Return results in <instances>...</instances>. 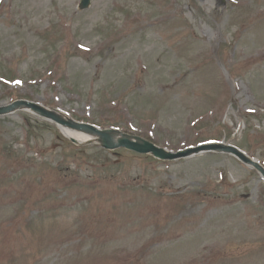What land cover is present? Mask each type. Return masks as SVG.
Segmentation results:
<instances>
[{
	"label": "rangeland",
	"instance_id": "obj_1",
	"mask_svg": "<svg viewBox=\"0 0 264 264\" xmlns=\"http://www.w3.org/2000/svg\"><path fill=\"white\" fill-rule=\"evenodd\" d=\"M80 1L0 0V107L264 165V0ZM28 110L0 114V264H264L254 166L75 143Z\"/></svg>",
	"mask_w": 264,
	"mask_h": 264
},
{
	"label": "water",
	"instance_id": "obj_2",
	"mask_svg": "<svg viewBox=\"0 0 264 264\" xmlns=\"http://www.w3.org/2000/svg\"><path fill=\"white\" fill-rule=\"evenodd\" d=\"M90 5H91V0H81L79 7L81 10H84V9L88 8ZM18 106L29 107V108L37 111L38 113L40 112V114H42L48 118H51V119H53L59 123H63V124H66L70 127H73V128L79 129V130H83V131H89V132H92L96 135H99L101 137V141L103 143L102 145L106 149H116L119 147H126L130 150H134V151H137L139 153H152L156 157H159L162 159H177V158L187 157V156L191 155L192 153H196V152L200 151L201 149H203L202 147L195 148V149L190 148L186 151H179L177 153H174V152H169V151L165 150L164 148L158 147L157 145H155L149 141H146V140L135 141V139H134V141H133V140H131V137H129L127 134H122L123 137L120 138L118 141H116L112 135V131L109 129L102 130V129H100V128L92 125V124L79 123V122H75V121L64 120L61 117H59L56 113H54L53 111L48 110V109L42 107L41 105H39L37 103L26 101V100H20V101L14 102L13 104H11L9 106L0 107V114L8 113V112L14 110L15 108H17ZM73 141L77 143L76 139H73ZM217 147L219 149H223L225 151L232 152L237 157H239L241 160H243L245 163H248V164L254 166L264 176V167H262L257 161L246 156L238 148L233 147V146H229V147L217 146ZM249 161H251L253 164L250 163Z\"/></svg>",
	"mask_w": 264,
	"mask_h": 264
},
{
	"label": "bare ground",
	"instance_id": "obj_3",
	"mask_svg": "<svg viewBox=\"0 0 264 264\" xmlns=\"http://www.w3.org/2000/svg\"><path fill=\"white\" fill-rule=\"evenodd\" d=\"M28 111L31 112V110H28ZM56 113H58L61 117H64V118H67V119H71L66 113H63L62 111L61 112L60 111H56ZM56 124L63 130V132H64V134L66 136H68L69 138H74V139H76L77 141H79L81 143L97 138V135H95L92 132L80 131V130H77L75 128L69 127V126H67L65 124H61V123L60 124L56 123ZM112 135H113V137L115 138L116 141H118L121 138V136H122V134L120 132H117L115 130L112 131ZM131 140H133V139H131ZM249 162L252 163L251 161H249ZM258 162L260 164H262L259 160H258Z\"/></svg>",
	"mask_w": 264,
	"mask_h": 264
}]
</instances>
